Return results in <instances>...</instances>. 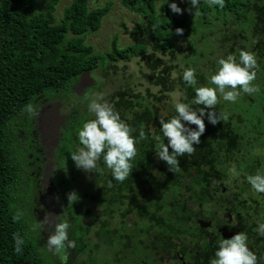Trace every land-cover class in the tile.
<instances>
[{
    "label": "trees",
    "instance_id": "trees-1",
    "mask_svg": "<svg viewBox=\"0 0 264 264\" xmlns=\"http://www.w3.org/2000/svg\"><path fill=\"white\" fill-rule=\"evenodd\" d=\"M155 1L121 0L127 10L141 17V23L136 24L131 32L132 35H139L141 32L143 36L148 37L154 52H172L179 41L188 40L193 35L200 37L199 26L211 27L218 22L223 28L228 30L232 28L236 33L241 32L238 34L239 37L245 38L244 35L248 33L249 37L245 40H248V43L254 41L253 44L249 43L250 51L257 56L259 71L264 72V60L262 61L264 0H225L223 8L218 5L209 7L206 0H201L200 15L196 17L195 8L192 12L188 11L191 7L190 0H187L189 4L186 13L181 16L173 13L169 4L178 3L180 0H165L158 12ZM58 2L59 0H0V264H55L45 254V245L38 242L39 237H35L31 231L19 206L21 202L18 199L19 167L11 157L12 140L8 128L9 122L23 113L24 106L37 97L46 93L66 92L72 87V81L76 82L80 77L91 74L99 68L104 59L107 60V65H110L146 54L145 43L118 48L115 40L104 56L94 54L93 47L85 43L86 36L100 29L102 20L110 11L111 3L89 9L88 0H71L57 22L55 10ZM177 28L184 29L183 35L176 34ZM234 35L224 38H234ZM245 46L243 45L241 50H247ZM196 54V50L188 51L187 59H196ZM151 57L149 56L150 59ZM160 62L161 60L155 59L152 70L160 65ZM163 72L169 77L167 68ZM213 73L215 71L211 72V75ZM196 76L197 86H211L210 76L206 71L196 69ZM166 77H155V84L163 87L161 94L172 89V85L165 83ZM174 87L181 93L184 103H190L195 97L194 88L185 84L183 74L176 79ZM185 96L187 99H184ZM112 98V105L119 112L121 119L135 129L133 136H139V128L143 125L148 139L137 145L138 155L133 161L132 175L123 183L114 180L111 170L101 158L98 167L103 169V173H91L90 181L93 185L91 196L78 195L79 199L71 203L72 205L68 200V210L82 206L83 209L78 213L77 219L80 218L79 225L83 227L82 218L90 212L89 208L83 206L84 199H91V202L98 205L103 203L106 208L103 214L105 219L97 217V221L99 219L102 223L104 220L106 224L98 223L100 243L109 248H114V244H117V249L115 247L117 256L129 258L126 264H141V260L143 264H164L157 259L165 256V250L171 251L177 241L184 242L189 234L187 226L190 218L185 212L188 201L180 203L178 195L177 197L174 193L168 195V190L178 192V186L185 184L189 186V190H186L189 197L200 200V204L207 201L209 196L214 198L208 185L211 178L224 175L220 172L219 169L222 167L218 163L223 158L233 155L235 151L239 152L243 143H246L251 150L260 151L255 153L244 151L246 156L244 160L253 162L251 171L258 168L256 161H261L262 165L264 163V100L262 112L251 120L228 107L227 112L230 113L226 112L228 114L226 122L220 121L213 125L205 116L206 131L200 138L201 143L194 145L196 152L193 156L178 158L182 171L174 173L169 171L166 162L157 158L155 151V145L159 142L156 137L167 143L160 131L162 125L156 105L153 103L142 105L143 97L137 103L127 101L120 91ZM250 100V95H244V102ZM69 103L68 135L73 134L74 141L78 140L79 147H82L78 132L83 123L94 116L87 110L88 103L82 104L79 101ZM224 104L227 103L221 101L217 105L218 115L220 111L225 112ZM134 105L138 106L139 110ZM192 107L199 109L203 106L192 105ZM174 116L168 115L165 119L169 120ZM70 148L68 194L73 191L77 193L74 184L78 177L69 172L74 167L71 152L76 150L74 147ZM109 182L112 186H109ZM150 190L153 198L165 197L167 202L176 201L177 205L173 207L178 212L166 216H157L155 213L146 216L144 211L148 210V205L145 197L149 196ZM260 204H263L261 210L263 212L264 197L261 198ZM168 205L171 206V203ZM18 212L23 215L18 221H14V216ZM263 215H259V221L264 220ZM114 217L118 218L117 225L111 227L108 220ZM127 219L133 224L126 223ZM241 221L248 226L246 218L241 217ZM14 233H19L25 241L22 254L14 251ZM248 235L253 237V231ZM255 235L262 239L260 249L264 253V236H260L257 232ZM150 236L151 240L146 239ZM91 243L95 249L97 244L92 242V239ZM75 244L73 258L77 255L82 256L88 248L83 241H75Z\"/></svg>",
    "mask_w": 264,
    "mask_h": 264
},
{
    "label": "rangeland",
    "instance_id": "rangeland-1",
    "mask_svg": "<svg viewBox=\"0 0 264 264\" xmlns=\"http://www.w3.org/2000/svg\"><path fill=\"white\" fill-rule=\"evenodd\" d=\"M70 2L71 0H59L55 10L57 22L63 9ZM108 2L111 3L109 13L102 20L100 29L86 36L85 43L93 47L94 54L102 56L105 55L104 53L109 52L113 40L116 41L118 48L145 43L146 54L132 57L128 61L111 63L110 65H107V60H102L99 68L91 74L80 77L76 82L72 81V87L66 92L60 94L46 93L33 100L31 104L38 109V116L30 118L26 112H23L8 124L12 140L11 157L19 167L20 193L18 199L21 200L19 203L20 209H22L26 222L35 237H39L37 238L38 242L45 245L46 249L43 246L45 254L55 264H57L56 262L69 264V259L73 260L72 264H103L102 260L112 263L109 250L99 241V219L97 221V217L100 207H98V204L91 202V199V201L87 198L84 199L83 206L89 208L90 212L82 218L83 227L79 225L81 223L80 218L77 219L78 213L83 209L82 206L81 208L72 207L68 210V154H70V147H74L76 150L79 148L78 140L74 141V135H68L69 102L89 103L88 100H85L86 94L91 97L93 94L102 93L104 100L112 104L113 95L120 91L123 92V97L127 101L137 103L143 97L142 105L155 104L160 119L167 115L174 116L177 113L171 94L178 93V99L183 102L181 93L174 87V82L183 74L185 69H199L206 71L211 76V72L215 71L216 73L218 69L217 61L219 59L234 54L238 60L239 56L237 54L241 47L246 45L247 51H250L249 43H254V41L248 43V40H245L249 37L248 33L242 34L245 38L239 37L238 34L241 32L236 33L232 28L229 30L223 28L217 22L211 27L199 26L200 37L193 35L188 40L179 41L172 52L157 53L152 50L148 37L143 36L139 31V35H132L131 32L136 24L141 23V17L127 10L122 5L121 0H88V8L102 7ZM164 2L165 0L155 1L157 12ZM177 4L185 14L188 8L187 4H189L188 1L180 0ZM233 34H235L234 38H224ZM195 50L197 53L196 59H187V52ZM149 56H152L151 59ZM155 59L161 60V64L155 66L152 70ZM165 68H167L169 77H166V73L163 72ZM173 72L176 74L175 78L172 76ZM158 76L166 77L165 83L172 85L171 91L161 94L163 87L155 84V77ZM263 78V70L258 71L255 83L259 85L260 92L251 96V100L247 103L243 101L244 95H247L244 93H241V97L235 103L223 101L221 98V101L227 103L224 104L226 107L225 112L229 110L228 108H233L236 113L244 116V118L247 117L248 120L259 115L262 112L264 100ZM136 109L139 110L138 106H136ZM234 123H236L235 119ZM241 147L249 153L260 152L259 150H251L246 143H243ZM73 163L74 167L69 172L78 175L74 189L80 197H83V194L90 197L93 191L91 188L93 185L90 181L92 175L78 169L75 162ZM244 163L246 168L250 169L253 162L244 160ZM219 170L222 173L225 171L223 168ZM227 176H239L232 163L227 168ZM168 191V195L174 193L177 197L178 192H174L172 189ZM47 198L49 204L46 201ZM158 200L163 203L167 201V198L161 197ZM46 216L48 223L42 229L33 230V225L43 221ZM64 221L70 224L68 230L69 240L83 241L88 245L82 256L77 255L73 258L72 253L75 252L73 248H68V254L65 250L61 254H54L53 251L48 249L46 235H52V227L55 231V225ZM117 221L118 218L114 217L110 221V226H116ZM48 224L51 234L48 232ZM85 229L89 230L85 231ZM91 239L92 242L97 244L95 249ZM66 257H69V259L65 263Z\"/></svg>",
    "mask_w": 264,
    "mask_h": 264
},
{
    "label": "clouds",
    "instance_id": "clouds-1",
    "mask_svg": "<svg viewBox=\"0 0 264 264\" xmlns=\"http://www.w3.org/2000/svg\"><path fill=\"white\" fill-rule=\"evenodd\" d=\"M192 12L195 8V17L200 15L201 0H190ZM209 7H225V0H206ZM170 8L173 13L183 14L177 3H171ZM184 29L177 28L176 34L183 35ZM218 69L209 78L211 86H197L196 69L187 68L183 71V81L187 86L194 88L195 97L190 103L180 102L179 94H171L173 105L177 113L176 116L165 121L160 119L162 128L160 131L166 138L155 145L157 158L166 162L169 171L178 173L182 171L179 157L193 156L196 152L194 145L201 143V136L206 131L204 117L207 116L213 125L220 121L226 122L228 114L220 111L216 112L217 105L223 101L235 103L241 97V93L254 96L260 92V87L255 83L260 70V64L255 53L247 50H239V59L236 55L229 54L226 58L217 61ZM173 78L176 74L173 72ZM184 99H187L185 96ZM88 100V111L94 116L83 123L78 132V139L82 147L71 152V158L78 169L89 173L102 174L103 169L98 167V162L103 159L104 164L111 170L115 181L123 183L133 172V161L138 155L137 145L148 139L144 126L139 128V136H133V129L129 124L121 119L114 106L104 100L102 93L93 94ZM192 105L203 106L199 109ZM212 109V111H207ZM30 118L38 116V109L31 103L26 104L23 109ZM183 121V122H182ZM186 125H195L193 129ZM171 149V151L169 150ZM247 182L251 185L254 193L264 194V172L258 171L254 175H247ZM109 186L111 182H109ZM79 199L78 194L73 191L68 194L69 204ZM22 213L14 216V221L22 217ZM234 219V217H233ZM48 223L47 216L43 221L33 225V230L42 228ZM70 224L67 221L55 225V231L48 237L47 247L54 254H61L66 247L75 248V241L69 240L68 230ZM260 236H264V223H258L254 229ZM15 241L14 251L17 254L23 253L24 239L19 233L13 234ZM260 258L252 251L248 244L246 232H240L230 239L219 241L218 250L209 264H259Z\"/></svg>",
    "mask_w": 264,
    "mask_h": 264
},
{
    "label": "flooded vegetation",
    "instance_id": "flooded-vegetation-1",
    "mask_svg": "<svg viewBox=\"0 0 264 264\" xmlns=\"http://www.w3.org/2000/svg\"><path fill=\"white\" fill-rule=\"evenodd\" d=\"M165 118H168V115L163 117V119L167 121ZM244 151L246 150L240 148L239 152L235 151L233 155L223 158L222 161L218 163V165L225 170L223 173L224 175L210 179L208 189L211 191L214 198L209 196L208 200L204 201L203 204H200V200L196 198L191 199L189 197L188 192H186V190H189V186L185 184L178 186L177 195L178 198H180V203L186 200L188 201L185 212L190 217L187 226L189 234L186 236L184 242L177 241V244L175 243L171 251L165 250V256L157 259L159 262L161 261V263L164 264H209L210 259L214 257L215 252L218 250L220 240L223 238L230 239L240 232H246L250 249L260 258L259 264H264V253L260 249L263 242L261 238L255 235L256 231H254V229L258 227V223H264V220H258L259 215L264 214V211H261L263 204H260V200L264 197V194L254 193L251 185L246 179L247 175H254L258 171L264 172V163L261 165V161H256L255 164L258 168H255L254 171H250V169L246 168L244 163V159L246 158V156H244ZM230 163H232V165L234 164V168L237 170V173H239L238 177L227 176V168ZM145 200L148 205V210L144 211L146 216H152L154 213L157 216H166L167 214L178 212V210L175 211L173 207L177 205L176 201H165L160 203L157 198L152 197V190H150L149 196L145 197ZM46 201L49 204L48 198ZM170 203L171 206L168 205ZM160 206H163L162 209H160ZM98 207H100L98 210L99 218H104L103 214L106 210L104 204L102 203L98 205ZM241 217L246 218L248 226L243 223L244 221H241ZM111 220H108L109 225ZM199 220L210 222V225L201 227L198 224ZM130 222L132 225L133 223L130 219L126 220V223ZM100 223L101 222H99V224ZM99 224L98 226H100ZM101 225H106L104 220ZM52 230L54 233L53 227ZM223 231H227L228 235H225ZM250 231H253V237L248 235ZM48 232L51 234L49 224ZM49 236L50 235L47 234L46 238ZM147 238L151 240V236L146 237V239ZM103 245L109 250L112 256V263L102 260L103 264H126L129 258L122 257L121 255L117 256V244H114V248H109L105 244ZM65 251H67L68 254L69 251L67 247ZM68 259L69 257L65 258V263ZM72 263L73 260L71 261L69 259V264ZM141 264H143L142 260Z\"/></svg>",
    "mask_w": 264,
    "mask_h": 264
},
{
    "label": "water",
    "instance_id": "water-1",
    "mask_svg": "<svg viewBox=\"0 0 264 264\" xmlns=\"http://www.w3.org/2000/svg\"><path fill=\"white\" fill-rule=\"evenodd\" d=\"M188 127H191V128H195V125H188ZM198 224L201 226V227H206L208 225H210V222H205L203 220H199ZM223 233L225 235H228L227 231H223ZM225 237V236H224Z\"/></svg>",
    "mask_w": 264,
    "mask_h": 264
}]
</instances>
